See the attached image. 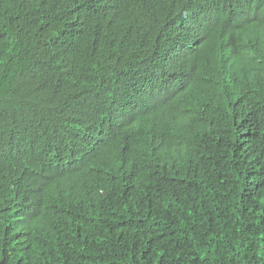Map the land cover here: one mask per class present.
Returning <instances> with one entry per match:
<instances>
[{"label":"trees","instance_id":"16d2710c","mask_svg":"<svg viewBox=\"0 0 264 264\" xmlns=\"http://www.w3.org/2000/svg\"><path fill=\"white\" fill-rule=\"evenodd\" d=\"M262 37L264 0H0V264H264Z\"/></svg>","mask_w":264,"mask_h":264},{"label":"clouds","instance_id":"9594fccd","mask_svg":"<svg viewBox=\"0 0 264 264\" xmlns=\"http://www.w3.org/2000/svg\"><path fill=\"white\" fill-rule=\"evenodd\" d=\"M260 40L258 39H240L238 41V48H240L243 52H247L249 51V48L251 47V45L257 41H260V42H264V37L262 38H259ZM220 61L224 62V60L222 58H218ZM262 73H264V71L260 68H258V72H257V75H253L256 79H263V75ZM216 134H219L216 133Z\"/></svg>","mask_w":264,"mask_h":264}]
</instances>
